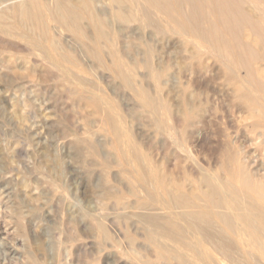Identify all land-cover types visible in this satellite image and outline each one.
<instances>
[{
    "label": "rangeland",
    "instance_id": "1",
    "mask_svg": "<svg viewBox=\"0 0 264 264\" xmlns=\"http://www.w3.org/2000/svg\"><path fill=\"white\" fill-rule=\"evenodd\" d=\"M101 1L98 7H110L105 0ZM262 1L253 0L247 7H264ZM161 24L164 26L165 22ZM171 29L155 37L152 62L165 69L160 85L145 70L134 78L145 83L158 103H164L154 111L112 72L95 66L97 63L88 73L78 72L84 81L80 83L81 91L75 92V87L64 83L66 77L58 65L43 56L46 42L41 46L29 35L7 34L0 22V264H141L125 248L130 239L124 234L137 232L135 237L141 238L139 232L148 229L145 221L134 219L142 210L123 207L103 191L107 186L123 190L130 186L127 181L135 174V148L145 157L144 167L149 171L155 169L163 180L154 188L156 201L159 198L155 211L161 218H168L174 212L170 206L174 182L185 181L190 190L192 178L202 170L215 168V152L231 136L237 134L239 143L250 146L247 131L237 124L245 112L231 102L232 90L224 77L221 60L195 39L180 37ZM129 31L124 28L123 36L133 40L138 35L146 38L151 29ZM198 48L202 56L195 54ZM259 62L258 65L264 64ZM92 97L105 104L120 124L124 123L121 126L128 160L119 158L107 144L111 136L105 116L100 107L91 103ZM185 107L196 109L194 118L184 127ZM100 137L104 140L100 141ZM95 139L100 143L98 150L87 145ZM92 209L108 214L109 218L112 215L114 222H108L109 238L102 240L93 229L89 213ZM116 231L122 233L119 238ZM148 249L152 254V249ZM210 250L218 253L217 257L212 256L214 260L232 254L233 259L245 264L233 250L228 254ZM155 262L166 264L164 260Z\"/></svg>",
    "mask_w": 264,
    "mask_h": 264
},
{
    "label": "bare ground",
    "instance_id": "2",
    "mask_svg": "<svg viewBox=\"0 0 264 264\" xmlns=\"http://www.w3.org/2000/svg\"><path fill=\"white\" fill-rule=\"evenodd\" d=\"M105 1L110 7H98L101 0H0V22L7 34L29 35L41 46L46 42L43 56L58 65L66 77L65 82L61 79L62 82L75 87V92L81 91L80 83L84 81L78 72L88 73L97 63L95 66H103L112 72L154 111H158L162 105L159 104L163 102L159 100L158 103L156 97L148 93L145 83L134 78L145 70L153 80L161 83L165 69L152 62L155 37L159 33L172 28L180 37H191L221 60L224 77L232 90L231 102L245 112L237 124L245 128L250 141L248 148L238 142L237 134L231 136L216 150L215 168L202 170L198 177L194 174L196 177L192 178L190 190L186 189L185 181L174 182V192H170V206L174 212L168 208L174 216L169 215L171 217L168 218H161L155 211L159 198L156 201L154 188L161 184L162 178L160 180L155 169L149 171L144 167L145 157L135 148L133 160L136 167L132 165L135 174L127 181L130 186L125 190L115 186L103 189L107 196L116 198L123 207L142 210L138 217L137 214L132 215L134 219L138 218L137 222L145 221L148 225L147 230L139 232L142 238L139 243L137 241L141 238H138L139 235L135 237L137 232L124 234L130 239V245L125 248L141 264H161L156 260H164L166 264H241L233 259L232 254H223L224 258L214 260L212 256L217 251L213 254L211 248L222 250L225 254L233 250L245 264H264V64L258 65L259 61L264 62V7H247L253 0ZM163 21L164 26L161 24ZM134 24L137 27H132ZM126 26L133 33L136 29L151 31L145 35L146 38L138 35L133 40H127L123 36ZM63 32L67 36H63ZM198 49L195 54L202 56L201 49ZM91 103L100 107L105 116L104 123L111 136L107 144L119 158L126 160L128 153L124 151L123 120L120 124L111 110L100 104L98 99L93 98ZM163 108L166 109L167 105ZM195 109H183L184 127L194 118ZM97 140L92 143L84 141L98 150L100 143ZM123 176L127 178V175ZM130 198L129 202H123ZM91 204L88 205L91 207ZM145 208L147 211L143 212ZM89 213L94 225L92 228L97 231L98 237L102 240L109 238L108 222H114L110 219L112 215L109 218L108 214L95 209ZM116 232L119 238L122 233ZM148 248L152 249V254Z\"/></svg>",
    "mask_w": 264,
    "mask_h": 264
}]
</instances>
